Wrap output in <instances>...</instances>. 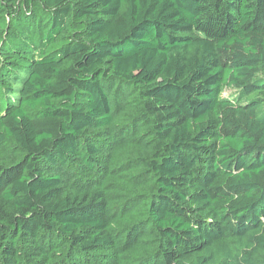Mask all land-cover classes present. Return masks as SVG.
<instances>
[{"label": "trees", "instance_id": "obj_1", "mask_svg": "<svg viewBox=\"0 0 264 264\" xmlns=\"http://www.w3.org/2000/svg\"><path fill=\"white\" fill-rule=\"evenodd\" d=\"M0 264H264V0H0Z\"/></svg>", "mask_w": 264, "mask_h": 264}, {"label": "rangeland", "instance_id": "obj_2", "mask_svg": "<svg viewBox=\"0 0 264 264\" xmlns=\"http://www.w3.org/2000/svg\"><path fill=\"white\" fill-rule=\"evenodd\" d=\"M238 94L237 90L234 88H229L225 91L224 95L228 97H234Z\"/></svg>", "mask_w": 264, "mask_h": 264}]
</instances>
